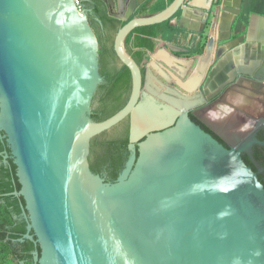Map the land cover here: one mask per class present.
Returning a JSON list of instances; mask_svg holds the SVG:
<instances>
[{
  "label": "water",
  "instance_id": "1",
  "mask_svg": "<svg viewBox=\"0 0 264 264\" xmlns=\"http://www.w3.org/2000/svg\"><path fill=\"white\" fill-rule=\"evenodd\" d=\"M89 1L80 0L78 8L73 0H0V132L20 185L10 195L22 198L28 219L24 239L40 250L33 264H264V186L239 152L189 118L200 103L191 92L212 62L202 94L220 72L229 82L262 88L264 37H226L214 51L216 22L230 11L233 24L238 15L231 0H215L205 54L186 81L174 60L162 51L153 56L181 76L176 82L184 92L176 91V100L162 98L167 105L161 106L142 99L141 68L125 40L137 28L178 16L180 27L201 33L210 5L173 0L159 13L135 17L145 0H101L124 23L113 51L131 86L125 105L96 123L91 104L103 78L97 37L82 5ZM192 10L197 18H190ZM238 52L240 64L233 67ZM126 118L129 155L116 181L107 183L89 169L90 142Z\"/></svg>",
  "mask_w": 264,
  "mask_h": 264
},
{
  "label": "flooded vegetation",
  "instance_id": "2",
  "mask_svg": "<svg viewBox=\"0 0 264 264\" xmlns=\"http://www.w3.org/2000/svg\"><path fill=\"white\" fill-rule=\"evenodd\" d=\"M216 5L221 3V0H217ZM104 3L101 0H90L87 3L82 4L86 10L89 11V21L92 28L96 23L99 22V18L94 13V8L96 3ZM108 16L115 19L109 14L107 7L104 5ZM96 9V8H95ZM99 10V8H97ZM99 12V11H98ZM117 20V19H115ZM118 21V20H117ZM208 31L205 34L204 31L201 33H196L195 38H191L188 41L187 48H178L175 42V37L177 35L172 33L168 40L164 38H159V42H156L157 37L154 39V51L152 53H144V57L140 62L141 75L143 81V89L145 82L147 80V73L150 71L152 76L163 86L167 87L168 84L172 83L175 87V91L182 92L183 90L179 88L176 80L181 79V76L172 73L170 70L172 68H166L164 63H161L158 68L162 70L168 81L160 76L152 65L153 56L163 51L164 54L168 56V59L174 61L182 60L190 63L189 69L186 75L189 76L199 63V59L205 54L209 39H210V29L211 22L208 21ZM96 30V28H95ZM98 33V32H97ZM102 38H108V46L110 45V39L113 41V37L109 35V32L102 29L99 34ZM115 35V34H114ZM224 32H213L214 38V51L219 45H223L221 39L228 38L230 36H225ZM110 38V39H109ZM161 41V42H160ZM111 49V50H110ZM173 49V50H172ZM129 55L135 54V47L128 48L126 50ZM109 55L105 58L102 66L99 65V73L101 70L105 73L110 72L112 76L116 77L123 71V65L119 62L113 51L112 47L109 48ZM122 66V68L120 69ZM189 65V64H188ZM214 63L212 62L205 71L199 86L195 92H202L201 88L206 82ZM154 79H152L153 81ZM230 79L223 76V73H218L215 80L209 81L206 94H202L197 98L200 101L189 112V118L191 121L200 127L205 133L211 135L219 144H221L227 150H235L240 153L241 160L243 163L257 176L258 181L264 186V84L262 88L256 89L252 83L245 80H235L229 82ZM155 81V80H154ZM180 81V80H179ZM131 86V85H130ZM130 89L127 92L126 98L129 97ZM98 100V98H97ZM127 130V135L129 138L130 122L126 118L124 121L119 123L117 126L113 127L107 132L112 131L113 135L111 138L98 139L99 141L108 140H118L122 135L124 130ZM105 132L104 134H106ZM100 136V135H99ZM96 138V137H95ZM128 157V156H127ZM127 159L125 160V162ZM123 162V166L125 164ZM13 158L11 156L9 145L4 139V133L0 132V183L3 185L10 186L16 189V181L14 176H16L15 170L12 168ZM99 176L107 183H109L107 176L104 172L99 174ZM18 182V181H17ZM10 192H2V198H8L7 201L0 200L2 206H6L9 214L12 218V224L10 227H6L5 235L7 239L16 237L13 240V245H15L14 257L20 260L18 264H33V253L35 251L40 252L38 245H34L31 241L24 239L25 233L21 234V230L26 231L27 226V216H24L20 206L21 200L19 196H12ZM19 240H22L20 242Z\"/></svg>",
  "mask_w": 264,
  "mask_h": 264
},
{
  "label": "trees",
  "instance_id": "3",
  "mask_svg": "<svg viewBox=\"0 0 264 264\" xmlns=\"http://www.w3.org/2000/svg\"><path fill=\"white\" fill-rule=\"evenodd\" d=\"M172 1L173 0H167V2L156 8L154 10L155 14L164 10ZM95 8L94 13L99 18V22L96 23L94 21L93 25L95 26L92 29L99 44V65L102 66L105 58L107 55H109V48L112 47L113 41L109 38L110 45L108 46V38H102L99 35L100 32H102V29H104L109 32V35L112 38L114 34H116V32L124 25V23L108 16L103 4L98 2L95 4ZM97 8H99V10ZM141 14L142 11L138 10L135 16H140ZM168 23L169 21L159 25L137 28L127 36L125 40V50H128V48L133 46L135 47L136 53H131L129 56H131L137 65H140V62L144 57V53H152L154 51V39L160 32L165 35L172 34V28L169 27ZM100 76L103 78V82L97 87L95 92V96L98 98V100L94 110L91 113V119L96 123L110 118L125 105L128 99V97L126 98V95L131 85L130 73L125 67H123L122 73L116 77L112 76L110 72L104 73L102 70L100 72ZM103 135L104 133H102L100 136ZM98 137L93 138L90 142L88 155L89 169L94 175L98 176L104 172L109 183H114L124 168L123 162H125V160L128 158L127 156L129 155L127 149V130L125 128L123 135L118 140L99 141L97 140ZM12 168L15 170L14 165ZM14 179L16 181V189L14 187H9L10 183L9 186L5 184L2 185L0 183V200L7 201L8 198H10H2V192L6 193L10 191H19L20 185L17 182L16 176H14ZM20 200L21 204H24L21 197ZM11 224L12 218L7 207L0 204V254L9 257L10 261L12 262L11 264H18L20 260L14 257L16 248L15 245L12 244L13 240H16L17 238L13 237L12 239H7L5 235L6 227H10ZM22 233H26V231L22 229L21 234ZM31 234L32 233H30V235Z\"/></svg>",
  "mask_w": 264,
  "mask_h": 264
},
{
  "label": "crops",
  "instance_id": "4",
  "mask_svg": "<svg viewBox=\"0 0 264 264\" xmlns=\"http://www.w3.org/2000/svg\"><path fill=\"white\" fill-rule=\"evenodd\" d=\"M190 1V0H189ZM165 2H167V0H145L142 5H140V7H138V9H136V13L138 12V10L142 11V14L140 15V17H147V16H151L154 15L155 12L154 10L156 8H158L160 5L164 4ZM215 2V0H207L206 2V6L210 5V11L212 12L209 16V22L213 21V10L215 7V4L213 5V3ZM231 4L232 7L236 6L238 7V15L235 17V19L233 20V24H231V21L233 19V16L231 15L230 11L229 12H225L223 14V18L225 17V19H218V22H216V31H219V23L221 24V28H223L224 26H222V23H226L227 26L225 25V28L221 31L224 32L226 35L225 36H230L229 38L231 40H235L239 37H243V38H252V40H257L260 39V37H264V0H231ZM108 9V8H107ZM125 9L121 8V13L124 12ZM109 14H110V10L108 9ZM195 12H197L196 10H192L191 12V17H193V15H195ZM135 13V14H136ZM115 14H120L119 11H116ZM204 16V15H203ZM138 17V16H135ZM194 18H197V16L195 15ZM179 19L180 17H175L172 20L169 21L168 25L170 28H172V33H174V35L176 34L177 37H175V42L177 43L178 48H187L188 47V41L191 38H195L196 33L195 32H191L188 30H185L184 28L179 26ZM227 19V20H226ZM193 20V19H191ZM195 21V20H194ZM192 22V21H191ZM202 23L199 22V28H200V24ZM208 23L206 24V27L204 29V33L206 34L208 31ZM198 28V29H199ZM172 34H162L161 32L158 34L156 42H159V38H164V40H168V37H171ZM161 42V41H160ZM252 46L255 47H259L260 43L258 42H251ZM161 55L164 56V52H161ZM257 56V53L255 54ZM240 58V53L238 52L233 58H232V66L233 67H237V65L240 64L239 61ZM253 59L255 58L254 56L252 57ZM236 61V63H235ZM234 62V64H233ZM253 62V61H252ZM255 62H257L255 60ZM158 63L160 64L159 60H155L152 61V65L155 67H159ZM173 67L175 68L176 71H180L182 73H186L187 70L189 69V65H186V61H182V60H178V61H172L171 62ZM259 65L260 63L257 62ZM160 69V68H159ZM149 74L151 75V79H153L152 74L149 72ZM199 74V73H198ZM196 74V75H198ZM184 93V92H183ZM193 93V97L197 96V95H201L200 94H196V92H191ZM206 94V93H205Z\"/></svg>",
  "mask_w": 264,
  "mask_h": 264
},
{
  "label": "rangeland",
  "instance_id": "5",
  "mask_svg": "<svg viewBox=\"0 0 264 264\" xmlns=\"http://www.w3.org/2000/svg\"><path fill=\"white\" fill-rule=\"evenodd\" d=\"M122 68V66L120 67V69ZM179 73L181 74V72L179 71ZM188 76V75H187ZM187 76L183 77L181 81H186L187 80ZM154 80L152 81V79L147 78L146 82H145V86L144 89L142 91V99L148 97L149 99H152L153 101H155L157 104L161 105V106H166L167 104L162 100V98H166V99H177V92L175 91V87L173 86L172 83L168 84L167 87L163 86V84L159 83L158 81H156L155 78H153ZM197 94H200V90H198ZM192 94H190L191 96ZM97 104V98L94 95L93 100H92V104H91V113L94 110L95 106ZM113 135V132H107L106 134H104L103 136H99V139H106V138H111V136ZM11 264L12 262L10 261L9 257H6L5 255L3 256L2 254H0V264Z\"/></svg>",
  "mask_w": 264,
  "mask_h": 264
},
{
  "label": "built area",
  "instance_id": "6",
  "mask_svg": "<svg viewBox=\"0 0 264 264\" xmlns=\"http://www.w3.org/2000/svg\"><path fill=\"white\" fill-rule=\"evenodd\" d=\"M74 3H75V6L78 7V8H81L82 6L80 5V0H73ZM82 10V9H81Z\"/></svg>",
  "mask_w": 264,
  "mask_h": 264
}]
</instances>
